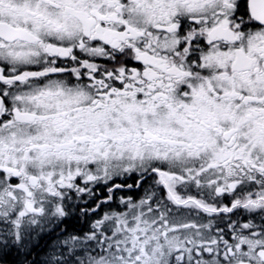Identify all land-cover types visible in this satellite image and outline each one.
Listing matches in <instances>:
<instances>
[{
  "label": "snow or ice",
  "instance_id": "snow-or-ice-1",
  "mask_svg": "<svg viewBox=\"0 0 264 264\" xmlns=\"http://www.w3.org/2000/svg\"><path fill=\"white\" fill-rule=\"evenodd\" d=\"M0 264H264V0H0Z\"/></svg>",
  "mask_w": 264,
  "mask_h": 264
}]
</instances>
